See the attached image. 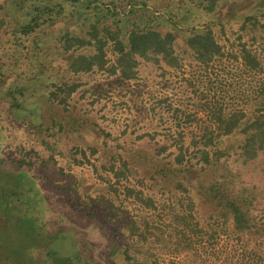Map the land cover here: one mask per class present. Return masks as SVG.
Returning a JSON list of instances; mask_svg holds the SVG:
<instances>
[{"label":"trees","instance_id":"1","mask_svg":"<svg viewBox=\"0 0 264 264\" xmlns=\"http://www.w3.org/2000/svg\"><path fill=\"white\" fill-rule=\"evenodd\" d=\"M227 5V0H0V30L12 28L8 47L0 50V84L22 82L28 92L29 83L41 77L51 121L50 126L25 123L32 131L26 136L47 157L33 161L30 156L39 152L21 145L20 159L0 157L4 195L16 197L25 212L33 208L43 217L49 210L52 218H65L51 211L42 186L58 184L67 177L64 164L72 169L73 163L91 169L102 187L97 199L106 207L104 224L89 234L100 235L108 245L111 264H166V255L178 257L195 243L222 235L235 238L243 253L263 262L264 222L254 214L255 196L238 184L240 174L229 160L237 157L244 165L264 161V8L241 14L236 23L221 13ZM143 63L157 67L163 77L186 68L199 73L196 81L185 78L183 83L184 91L201 95L198 103L193 96L179 104L163 97L154 106L155 117L169 121L177 136L154 149L158 131L128 142L96 126L104 136L101 147L73 144L69 156L60 138L74 137L93 124L90 115L77 111V94L79 101L95 95L96 85L89 88L82 78H117L127 85L141 79ZM31 66L41 74L29 76ZM218 68L231 80L243 78L242 108L207 100L206 94L216 93L219 76L212 79L211 71ZM21 109L12 90L1 98L0 111L7 117L14 119V111ZM38 171L43 174L37 176ZM24 174L38 187L26 190L20 183ZM34 194L46 209L36 203L27 208ZM22 195L28 199L22 201ZM86 197L95 202L88 192ZM123 220L122 235L110 236V227ZM66 224L63 234L71 227ZM51 250L48 245L52 264H79L70 251Z\"/></svg>","mask_w":264,"mask_h":264},{"label":"rangeland","instance_id":"2","mask_svg":"<svg viewBox=\"0 0 264 264\" xmlns=\"http://www.w3.org/2000/svg\"><path fill=\"white\" fill-rule=\"evenodd\" d=\"M227 1L228 5L221 9V13L225 16L230 14L231 20L236 23L241 20V14H253L258 6L264 8V0ZM71 28L75 33L76 29ZM11 31L12 28L9 27L0 30V50L2 45L8 47L7 40ZM234 38L231 37L230 43L235 42ZM179 43L178 50L182 52L183 43L181 40ZM37 65L38 63L35 64V66ZM26 72L32 77L35 74H41L39 70H34L33 66ZM161 74L162 71L157 67L143 63L141 79L127 85L117 83V78L108 81L106 77L98 76L95 82L93 79L89 80L83 77L82 80L88 84L89 88L96 85L92 89L95 95L89 93L79 101L81 97L77 94L76 98L79 102L77 111L81 115H90L91 123L94 125L90 124L81 134H76L74 137L63 136L60 138V144L67 154L70 156V148L73 144L83 147H101L104 136L96 126L110 132L113 138L127 139L128 142L138 141L136 138L143 132L158 131L159 135L151 145L154 149L171 143L177 134L174 129L170 128L169 121L166 120L164 123L155 117L154 106L163 97L174 99L175 103L179 104L183 100L188 103L189 96H193V102L198 103L201 95L195 94V89L184 91L183 83L185 78L196 81L199 73L186 68L184 72L170 71L164 77ZM215 74L219 76L216 93L206 94L207 100H216L229 108H242L244 102L240 95V89L243 78L231 80L222 68L211 71L212 79ZM45 75L50 74L46 72ZM40 78L35 77L29 83L28 92L22 82L17 85L18 87L11 86L10 81H6V84L3 85L0 84V102L3 95L12 90L22 106L21 110L14 111V119L0 111V157L5 160H18L22 157L17 149L19 145L23 146L27 152L32 149L39 152V156H30L29 159L33 161L43 156L47 157L49 154L42 151L39 144L34 142L35 140L30 141V138L26 136L29 131L32 134V131L27 129L25 123L51 125L48 106L44 100L45 88ZM85 88L88 87H83L82 90ZM21 94L23 95L21 96ZM14 120L15 122H13ZM50 142L53 144V140ZM63 163L60 166H63ZM64 165L67 177L58 184L47 182L48 187L43 185L42 190L46 193L45 201L50 204L51 211H54L56 216L65 218H52L54 214L49 210H45V216H39L37 210L34 211L31 208L32 204L36 203V206L43 209H46L47 206L41 197L35 195L36 191H33L34 196L26 203L27 208L31 209L23 211L22 206L18 205L16 197L8 198L4 195L0 184V203L2 204L0 209V264H52L47 256L48 245L53 252L65 254L70 251L73 256L78 257L79 264H111L107 257L108 245L104 244L100 235L92 234L91 236L89 234V229L93 232L100 224H104L103 213L106 211V207L98 201V196L102 194V187L98 184L91 169L74 166L73 163L72 169L67 167V164ZM229 165L240 174L238 184L249 189L251 195L255 196L254 214L264 222V161L244 165L238 162L237 157H232L229 160ZM36 174L40 176L43 171H38ZM24 175L20 183L26 190H34L35 184L38 187L39 183L31 180L30 175ZM79 181H83V183L78 185ZM15 184L13 185L15 186ZM70 186H78V188L71 190ZM87 192L93 196L94 203L87 199ZM27 197L22 195V201L27 200ZM82 210H85L84 213L81 212ZM86 210L92 212L90 218L87 217ZM207 219L203 218L204 221ZM59 220H62L61 226H59ZM66 222L71 227L63 234L62 229L67 226ZM124 222L125 220L111 226L108 234L113 238H119L122 235L119 228ZM57 232L59 235H56ZM50 234H53L54 237L51 238ZM241 248L235 238L222 235L211 242L204 239L200 245L195 243L190 252H182L178 257L166 255L165 260L166 264H264V261L261 262L254 257L250 258L248 254L241 251ZM99 250L100 253H98Z\"/></svg>","mask_w":264,"mask_h":264}]
</instances>
